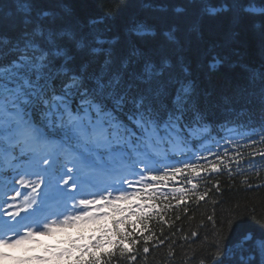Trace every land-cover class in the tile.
<instances>
[{
	"label": "snow or ice",
	"instance_id": "snow-or-ice-1",
	"mask_svg": "<svg viewBox=\"0 0 264 264\" xmlns=\"http://www.w3.org/2000/svg\"><path fill=\"white\" fill-rule=\"evenodd\" d=\"M148 7L150 17L114 26L107 15H77L67 0L0 4V155L12 168L15 191L13 203H0V249L70 227L98 226L64 247L47 246L46 255L17 257L19 264L54 258L110 264L117 253L131 256L125 241L137 244L135 226L147 229L153 213L162 211L155 201L167 199L166 185H157L185 168L197 178L219 170L213 162L208 168L183 160L182 167L157 168L153 161L217 125L221 135L248 113H257L264 128V65L210 92L197 87L185 52L193 42L199 48L204 21L234 24L256 11L264 15V3L257 9L244 0H152ZM213 59L215 68L219 60ZM17 185L29 191L22 194ZM171 192L180 194L179 206L186 189ZM254 211L237 206L234 214L208 217L211 264H264V234L246 227ZM8 255L0 250V259Z\"/></svg>",
	"mask_w": 264,
	"mask_h": 264
},
{
	"label": "trees",
	"instance_id": "trees-1",
	"mask_svg": "<svg viewBox=\"0 0 264 264\" xmlns=\"http://www.w3.org/2000/svg\"><path fill=\"white\" fill-rule=\"evenodd\" d=\"M9 0H0V4ZM179 4L181 0H176ZM253 3L257 9L264 0H244ZM72 10L79 16H105L117 26L126 18L144 16L150 17L153 10L148 7L152 0H67ZM264 31V15L259 11L243 16L234 24L221 21H204L203 32L198 34L199 48L193 42L191 47L185 48L192 65L191 75L201 90H219L227 84L242 79L245 69H255L259 73L264 65V42L261 32ZM219 60L216 67L214 59ZM222 57V59H221ZM247 109L240 113L244 117ZM233 117H230V119ZM257 113H248L247 118H240L238 123L229 124L247 134V139L253 131L260 136V140L248 141L234 156L226 162L217 161L219 170L215 172H201L195 177L189 169L175 175L173 180L165 181L158 187H169L168 192L162 193L167 199L158 198L155 203L162 211L153 213L148 228L136 225L137 244L125 241V247L131 250V256L121 257L119 253L110 264H211L210 255L213 251L212 242L213 222L209 216L222 217L234 214L237 206L248 213L254 211L255 219L246 216V227L256 236H261L262 222H264V128L259 123ZM211 126V124H209ZM219 126L217 125V129ZM197 134L195 143L198 141ZM246 135L243 139H245ZM234 157V158H233ZM197 164L208 168L201 159ZM180 167V166H179ZM171 176V172H169ZM219 182V187H215ZM197 187L192 189L191 185ZM183 187L186 194L177 206L180 194L172 193L173 188ZM207 192L203 200L199 196ZM152 203V201H148ZM171 207L164 209L163 205ZM152 212V209H146ZM135 221L136 217H131ZM151 234L153 238L147 243L143 237ZM112 246L108 250H112ZM147 247L148 251L143 249ZM134 256L133 260L131 257ZM42 264H58L51 260ZM60 264V262H59ZM61 264H67V260Z\"/></svg>",
	"mask_w": 264,
	"mask_h": 264
},
{
	"label": "rangeland",
	"instance_id": "rangeland-1",
	"mask_svg": "<svg viewBox=\"0 0 264 264\" xmlns=\"http://www.w3.org/2000/svg\"><path fill=\"white\" fill-rule=\"evenodd\" d=\"M13 175H14V173H13V171H11L8 174V176H9L8 178L10 179V181L4 183L3 188H4V193H6V196H2L0 198V202L1 203L5 199H11L15 195L13 187H12V185H13ZM92 234L93 233L91 232V229L90 230H86L83 233V235H85V236H90ZM96 234L98 235V233H96ZM79 235H81V234L79 233V231L77 229V226H76V227L66 228V229H63V230L58 231V232H54L52 235L39 236L38 239L43 238V239H40V240H43V242H40V243H43L44 245H46V247L47 246L64 247V246H66L67 241L69 240V238H74V237L79 236ZM51 241H52V243H51ZM31 245H32V243H25L23 245L17 246L15 249L11 248V250H14V251L8 252V253H10V255H8V256L11 259L14 260V263H10V264H19V262H18V260L16 258L20 257V256H23L24 255L23 253L28 252L27 248H29ZM107 247H109V245H105L104 246V248H107ZM45 248H41V249L35 248V249H30V250H31V253L34 252L32 250H37V251H41L43 253V255H46L47 253L45 252ZM31 255H34V254H31ZM0 264H6L3 261V258L0 259Z\"/></svg>",
	"mask_w": 264,
	"mask_h": 264
},
{
	"label": "bare ground",
	"instance_id": "bare-ground-1",
	"mask_svg": "<svg viewBox=\"0 0 264 264\" xmlns=\"http://www.w3.org/2000/svg\"><path fill=\"white\" fill-rule=\"evenodd\" d=\"M27 191H29V190H27ZM27 193V192H26ZM52 242V241H51Z\"/></svg>",
	"mask_w": 264,
	"mask_h": 264
}]
</instances>
